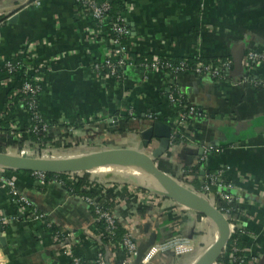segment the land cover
<instances>
[{
    "label": "crops",
    "instance_id": "obj_1",
    "mask_svg": "<svg viewBox=\"0 0 264 264\" xmlns=\"http://www.w3.org/2000/svg\"><path fill=\"white\" fill-rule=\"evenodd\" d=\"M27 1L0 0V16H9ZM114 1L124 7L122 17L130 30L126 46L131 55L226 59L232 58L233 47L242 42L247 43L248 51L264 52V0H109ZM93 25L89 15L78 12L72 0H44L39 7L31 5L18 10L14 23L7 20L0 26V68L7 60H20L30 68L40 69V110L45 119L56 125L82 123L83 128L72 129L71 139L94 143L96 133L100 132L102 141L106 142V147L96 142L95 149L84 154L71 153L68 149L72 145L60 139L65 135V128L55 126L49 138L67 147L52 144L48 146L50 150L24 147L27 153H34L25 157L66 160L119 145L139 149V133L151 124L145 119L148 111L173 122L177 110L163 93L164 86L169 84L163 73L127 69L120 85L110 81L106 87L91 78V68L109 52L108 41L92 34ZM258 73L264 77V66ZM171 83L206 118H196L201 129L164 154L157 161L158 167L161 164L160 169L175 178L195 199L204 198L196 193L195 185H202L201 172L209 173L219 167H229L227 177L236 185L238 175H248L263 185L264 93L232 86L230 82L217 85L212 79L192 73L176 76ZM19 88V80L9 81L0 70L2 142H7L2 122L9 124L14 120L25 127L28 121L25 109L17 101L13 111L6 109L8 95ZM128 109H132L129 119L125 118ZM120 129L124 132L118 135L116 131ZM154 145L159 147V141ZM203 145L225 149L222 154L210 153L201 161ZM60 150H66V155H60ZM196 167L197 171L191 175L193 179L183 180V171L190 173ZM90 173L91 181L104 191L102 198L113 203L120 224L139 246L164 243L178 236L191 240L194 245V250L183 258L170 251L158 255L151 264H196L217 240V226L212 224L200 248L195 240L198 228L205 220H211L204 216L198 218L197 213L164 198L162 189L158 191L162 198L150 200L138 197L136 187L115 180L117 176H124L135 183L140 181L127 166L110 165ZM7 176L15 182L18 195L28 202L27 208L44 215L51 225L67 233L76 253L92 264L102 248L103 237L86 203L56 182L41 184L33 174L10 170ZM250 191L251 185L245 188L238 185L235 190L239 197L254 203L249 212L256 215L254 221L244 220L243 227L258 236L257 239L245 236L243 240L253 255L258 256L262 250L258 264H264V199ZM23 210L13 201L7 186L0 183V264H71L61 254L45 222L26 218ZM104 254L110 264H119L124 259L122 252L111 249L110 245L105 246ZM133 264L139 263L135 260Z\"/></svg>",
    "mask_w": 264,
    "mask_h": 264
},
{
    "label": "built area",
    "instance_id": "obj_2",
    "mask_svg": "<svg viewBox=\"0 0 264 264\" xmlns=\"http://www.w3.org/2000/svg\"><path fill=\"white\" fill-rule=\"evenodd\" d=\"M44 0H32L31 5L39 7ZM78 12L82 15H89V17L96 21L98 25L105 26L108 23V19L106 14L108 13L110 7L108 4L99 5L95 0H72ZM28 7V6H27ZM1 17V16H0ZM8 20V17H7ZM1 26V24H0ZM113 31L116 37H111L109 34L103 33L101 30L95 31L93 29L91 32L95 37L103 36L109 43V52L104 57L103 60L98 61L94 64L93 68L90 70L91 78L97 82H101L103 86H107L110 81L121 84L124 78L126 77V70L127 69H142L146 72H160L163 73V76L166 80L169 81L165 87V92L167 93V97L170 101V104L174 106V109L178 112V118L173 120L174 130L173 135L170 141V147H174L176 144L174 143V136L180 134L182 137H186L187 139L193 137L197 131L200 130L199 124L196 120L197 116L200 117L201 115L195 116L196 109L191 107L189 104L186 106L183 104L182 98H175L174 94L177 93L181 96H184L180 93L179 88L174 85L170 84V80L172 78L182 75L184 73H192L195 76L201 75V78L208 77L211 78L213 81L219 77L228 76V71L232 69V60H226L221 64V67H213L211 65L207 66L204 64H198L196 69H189L186 68V62L189 60V57H183L182 62L179 63L178 66H175L172 63H167L163 66L158 65L156 62L154 65L150 66H137V64L132 61L130 50H128L126 44L123 41H127L130 36V30L126 23V20L122 17L120 20L112 24ZM163 56H158L156 58H160ZM172 59H177L176 57L170 56ZM201 58V57H199ZM261 66H264V52H258L255 50L247 51L244 60H243V67H244V75L241 78L231 79L232 81L230 84L232 86H243L249 85L252 89L262 88L264 89V80L258 77V70ZM3 68L5 69V73L9 79L12 80H19L20 88L16 92L17 94H26L34 96L33 102L31 104L33 109L37 110V113H29L26 111L28 116V121L25 127H20L16 121L12 120L9 123V132L6 134V138L14 141L15 143H25V149L29 148H38L40 147H48L49 144H41L39 142H35L30 145V141L28 140L29 137L34 135L36 136H45L50 135L53 131L54 127L56 126L53 123L48 122L45 119L40 110V96H41V74L40 69L38 68H30L26 64L21 67H17L13 64L12 60H7L3 63ZM16 75V76H14ZM21 75L29 78V81L23 82L20 77ZM217 85L220 84H227L226 82L217 81L215 82ZM171 85V86H170ZM175 91V93H174ZM25 109V108H24ZM158 114L155 111H148L146 116L148 120L151 122H155L157 120ZM204 116V115H203ZM195 119V120H194ZM201 119V118H200ZM68 128L65 130V135H62L64 139L72 140L69 138L70 133L73 129L72 124H66ZM56 128V127H55ZM58 128V127H57ZM5 132V131H4ZM76 140V139H73ZM68 142V141H66ZM156 141L152 144L151 149H156L158 146L154 145ZM0 146H8L7 142L0 141ZM18 146L14 145L6 149L7 154L17 155L25 157L26 155H33L34 153L30 152L27 153L25 150L19 151ZM204 149V156L202 157L201 161L205 160L207 154L215 153V154H222L223 151H219V149L215 147H208ZM149 152V150H148ZM10 170L0 167V183L7 186L9 190V194L11 195L14 202H16L17 206L22 207L23 214L29 217L32 221H39L47 223L46 218L42 214H38L37 212H32L27 208L28 202L24 197L18 195L15 182L13 179L7 176ZM184 172L183 180H191L192 174ZM203 175L202 178V187L201 190H197V194L200 196L205 197L207 200H210L211 203L217 208L216 201L211 196V189H217V193L219 197L228 204H236L237 208L241 211V216L234 217L231 215L229 210H219L227 219L229 226H230V239L233 235H235L238 231L241 233L243 237L248 236L252 240H256L257 237L253 235V233L243 227L244 220H255V214L249 212V207L253 206L254 203L250 200H246L242 197H239L235 190L237 186H241L245 188L246 186H252V191L256 195V197L264 199V184L259 185L256 181L246 175L240 176L238 175V185L235 184L234 180L227 177L229 174V167H219L215 170L214 173H206L201 172ZM37 180L41 184H46V175L45 174H33ZM243 177V178H242ZM242 178V179H240ZM62 185V184H61ZM140 193L137 195L141 198L146 199H156L158 194L153 193ZM156 197V198H155ZM162 198V197H160ZM159 198V199H160ZM81 199L86 203L89 208L94 210V217L96 223L103 222L105 224L102 230V237L108 239H114L117 232L118 226V218L115 215L114 208H105L100 202L98 198H89V197H81ZM25 207V208H24ZM8 220L7 218L4 221ZM120 223V222H119ZM48 227L51 226V223H47ZM264 231V223L262 226ZM264 236V234H263ZM55 242L59 245L60 252L63 256H65L71 264H90L76 253L73 246L70 244V236L65 233L64 231L56 232L54 235ZM255 247L261 250V246L256 244ZM110 248L113 250H120L124 255V259L119 264H133L138 256V249L139 245L134 239V237L126 232V236L124 240L119 244H110ZM194 250L193 244L191 240L178 236L174 237L173 239L166 241L164 243H155L151 246L145 253V257L142 259V264H151L154 259L158 255H162L168 253L170 251L174 252V255L179 258H183L184 256L190 254ZM240 252V249L237 247L236 243L232 245L230 251H227V246L223 251L221 257H223V263H216V264H258L259 262V255H262V250L259 252L258 256L253 255L251 249L246 248L243 252L244 255L238 256L237 253ZM95 264H110L106 254L103 252H97L95 256Z\"/></svg>",
    "mask_w": 264,
    "mask_h": 264
},
{
    "label": "water",
    "instance_id": "obj_3",
    "mask_svg": "<svg viewBox=\"0 0 264 264\" xmlns=\"http://www.w3.org/2000/svg\"><path fill=\"white\" fill-rule=\"evenodd\" d=\"M28 0L21 7L13 9L8 17L9 23H14L18 18V10L31 4ZM7 12V11H4ZM1 14V13H0ZM247 43H238L232 50V69L228 71L231 79L241 78L244 75L243 60L247 53ZM174 125L169 120L151 122L150 126L139 133L140 147L108 149L92 155L80 156L71 160H43L30 157H22L7 153H0V167L12 171L29 172L32 174L61 175L89 172L98 168L118 165L123 161H139L149 174L161 185L165 194L163 196L175 201L178 205L200 214L212 221L220 232V237L209 252L196 264H216L221 258L224 249L230 240V226L225 216L211 203L210 200L200 201L185 197L187 191L173 177L161 170L157 161L169 151L170 141L173 135ZM154 141H159V147L148 152V148ZM155 243L140 245L136 258L139 264L145 257L146 251ZM264 262V258H263Z\"/></svg>",
    "mask_w": 264,
    "mask_h": 264
},
{
    "label": "trees",
    "instance_id": "obj_4",
    "mask_svg": "<svg viewBox=\"0 0 264 264\" xmlns=\"http://www.w3.org/2000/svg\"><path fill=\"white\" fill-rule=\"evenodd\" d=\"M99 5H104V4H108L110 9L108 11V13L106 14V17L108 19V23L105 26H100L96 23V21H94V29L95 31L101 30L103 33L105 34H109L111 37H116L113 28H112V24L117 22L118 20H120V18H122V12L124 10L123 5L119 4L117 1L114 2H109V0H95ZM7 22V17L6 16H1L0 17V24L3 25L4 23ZM124 44L127 45V41H123ZM132 61H134L137 66H150V65H154L156 62H158V65L163 66L167 63H172L175 66H178L179 63L182 62V58H177V59H172L170 56H163L160 58H156L154 56H152L151 54H141V55H130ZM226 60H232V58H212V59H208V58H189V60L186 62V68L188 67L189 69H196L198 64H204V65H211L213 67H221V64L226 61ZM13 64L17 67H21L24 66L25 63L23 61H16V60H12ZM1 71L5 72L4 68H0ZM258 73V72H257ZM16 76V75H14ZM196 77H201V75H198ZM258 77H260V79L264 80V77L262 75H260L258 73ZM20 79L23 82L29 81V78L21 75ZM217 81H222V82H231V78L229 76H224V77H219L217 79L214 80V82ZM171 86V85H170ZM242 88H246L247 85H243L241 86ZM255 91H259V92H263L264 89L262 88H256L254 89ZM163 93L167 96V93L165 92V90H163ZM175 93V91H174ZM175 98H182L183 99V104L186 106L187 104V100L184 96H181L177 93L174 94ZM33 98L34 96L32 95H26V94H17L13 91L10 92V94L8 95V99H7V104H6V109L8 111H13L14 109V101H17L20 105H22L23 108H25L26 111H29V113H37L36 109H33L31 104L33 102ZM172 106V105H171ZM130 111H132V109H128ZM195 116L197 115H201L200 111L198 109H196V112L194 114ZM131 116V115H130ZM129 115H127L125 118L129 119L130 118ZM133 116V115H132ZM198 117V116H197ZM174 120L178 118V112L176 111L175 114L173 115ZM199 118H203L205 119V117H203L202 115ZM42 119L45 122V117H42ZM145 119L148 120L147 117H145ZM163 120L159 115L157 116V120ZM149 121V120H148ZM56 125V124H55ZM56 126H60V127H64L65 129L68 128L67 125H56ZM73 126V125H72ZM83 124L82 123H77L73 126V129H81L83 128ZM2 127H3V131H5V133L7 134L9 132V124L2 122ZM118 135L123 134V130H118L116 131ZM70 136V135H69ZM5 140L7 141L8 146H0V153H5L6 149L13 146L15 143L10 140L5 138ZM11 142H10V141ZM30 141V145L33 146V144L35 142H39L41 144H52V145H57V146H66L65 143H60V142H55L52 139H50L47 135L45 136H32L29 137L28 139ZM185 142L188 141V139L186 137H182L180 134L174 136V143L178 144L180 142ZM16 146H18V150L21 151L23 150L25 143L21 142V143H16ZM152 145L148 148L149 152L152 151L153 149ZM217 149H219V151H223L225 149V147L223 146H218L215 147ZM203 164V163H202ZM196 167L194 170H190L188 174H192L195 173V171H197ZM92 171V170H91ZM215 170L210 171V173H214ZM25 173H29V172H25ZM32 174V173H30ZM91 173L89 172H82V173H75V174H61V175H46V183L49 182H56L58 184H62V186H64V188H66V190H68L72 195L77 196V197H89V198H98L99 202L105 207V208H110L113 207V203L106 201L105 199L102 198L101 194L104 192L102 188L98 187L96 184H94L91 181ZM196 187L198 190H201V187L198 183H195ZM138 192L141 193H148L149 191L147 189L144 188H136ZM211 196L213 197V199H215L216 201V205H217V209L218 210H229L231 212V215L234 217H240L241 216V211L239 208H237L236 204L232 203V204H228L225 201H223L218 193H217V189L212 188L211 189ZM157 197H161L159 194ZM165 198V196H163ZM90 211L92 212V214L94 215V210L92 208H90ZM198 218H203L202 215L197 214ZM95 216V215H94ZM48 223V221H47ZM46 224V229L49 230L53 235L56 232H59L60 229L56 226L51 225L50 227H48V225ZM97 226L99 229H103L105 224L103 222L97 223ZM117 232H116V236L114 239H108V238H102V248L100 250V252H105V246L110 245V244H119L121 243L125 236H126V230L123 228V226L118 222V226H117ZM243 236L241 235V233L238 231L235 235H233L231 237V239L229 240V243L227 245V251H230V248L232 247V245L234 243H236L237 247L240 249V252L237 253V257L238 256H242L244 255V250L247 247V243L246 241L243 240ZM95 260V259H94ZM87 261V260H86ZM88 262V261H87ZM224 259L223 257H221L218 261V263H223ZM89 263V262H88ZM95 264V261L92 263Z\"/></svg>",
    "mask_w": 264,
    "mask_h": 264
},
{
    "label": "rangeland",
    "instance_id": "obj_5",
    "mask_svg": "<svg viewBox=\"0 0 264 264\" xmlns=\"http://www.w3.org/2000/svg\"><path fill=\"white\" fill-rule=\"evenodd\" d=\"M191 73V72H190ZM203 78H208V77H203ZM209 79H211V78H209ZM247 89H252L249 85H247V87H246ZM263 93H264V90H263ZM187 104H189V105H191L190 103H189V101H187ZM40 106H41V104H40ZM192 106V105H191ZM131 112L132 111H129V110H126V114L127 115H131ZM204 114H205V112H204ZM207 114H205V116H206ZM206 118V117H205ZM199 127H200V124H199ZM201 129V128H200ZM102 134L99 132H97L96 133V136L95 137H97V138H94L93 139V142L94 143H92L91 141L89 142L88 140H86V139H81V140H78V139H76V140H68V139H66V141H68V142H66V141H63V142H66V143H69V144H71L72 145V147H71V149H68V150H70V151H68V152H71V153H73V152H75V151H78V152H82V154H84L85 152H87L88 150H93V149H95L94 148V145H95V143L96 142H98L97 144L98 145H102V146H104V147H106V142H104V141H102L103 139H104V137H102L101 136ZM48 137H50V135H48ZM60 138V137H59ZM58 138V139H59ZM60 139H64L63 137L62 138H60ZM126 140V139H125ZM56 141H58V140H56ZM84 142H87V143H89V145H87L86 146V144L84 143ZM93 144V145H92ZM125 144V143H124ZM89 147H93V148H89ZM208 147H213V146H205V145H203V148H208ZM43 148H45V149H47V150H50L51 148L49 147H42V148H40V149H43ZM111 148H114V149H120V148H123V147H121L120 145L119 146H113V147H111ZM172 149V147H170V149H169V151ZM46 151V150H45ZM169 151H167L166 153H169ZM101 152H103V151H101ZM65 153H67V151L66 150H60V152H59V154L60 155H62V156H64V155H66ZM165 153V154H166ZM208 155V154H207ZM207 155H206V157H205V160H206V158H207ZM56 160H60V158H57ZM160 168H162V166H161V164H160ZM115 180H118V182L119 183H128L131 187H143V188H145V189H148L149 190V192L150 193H153V194H159V192L158 191H160V189H162L157 183H156V181L153 179L152 181H151V183L150 182H147V184H145L144 183V180L142 179V178H139V180L140 181H138V182H134L132 179H130V178H126V177H124V176H117L116 178H114ZM147 185H152L151 187H149V186H147ZM158 189V190H157ZM161 194V193H160ZM257 198H259V197H257ZM203 200H207V199H205V198H203ZM207 220H205V223H203L202 225H200L199 226V228H198V232H197V237H196V241L198 242V243H200L199 244V247L200 248H202V246H203V244H202V241H203V236L206 234V231H207V229H211V227L213 226L212 224V222L211 221H209L208 220V222H206ZM214 244V243H213ZM212 244V245H213ZM193 247H194V245H193Z\"/></svg>",
    "mask_w": 264,
    "mask_h": 264
},
{
    "label": "bare ground",
    "instance_id": "obj_6",
    "mask_svg": "<svg viewBox=\"0 0 264 264\" xmlns=\"http://www.w3.org/2000/svg\"><path fill=\"white\" fill-rule=\"evenodd\" d=\"M74 159H77V158H74ZM66 160H71V159H66ZM121 165L123 166H127L129 169H131L133 171V173L138 177V178H142L144 180H146L147 182H150L154 179L148 172V170L146 169V167L140 163L139 161H123L120 163ZM155 180V179H154ZM156 181V180H155ZM156 183L161 187V185L156 181ZM152 186V185H151ZM162 188V187H161ZM162 190L164 191V189L162 188ZM165 192V191H164ZM183 195L185 197H190L191 198V195L188 193V191H185L183 192ZM205 198V197H204ZM191 199H194L195 198H191ZM206 199V198H205ZM196 200H200V201H205V200H202V199H196ZM217 231H218V236H217V240L214 242V244L202 255L201 258H203L208 252L209 250L215 245V243L218 241L219 237H220V232L217 228ZM200 258V259H201ZM199 259V260H200Z\"/></svg>",
    "mask_w": 264,
    "mask_h": 264
}]
</instances>
